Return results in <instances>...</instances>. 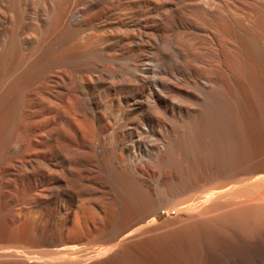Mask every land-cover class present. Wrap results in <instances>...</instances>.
Here are the masks:
<instances>
[{
  "label": "bare ground",
  "instance_id": "obj_1",
  "mask_svg": "<svg viewBox=\"0 0 264 264\" xmlns=\"http://www.w3.org/2000/svg\"><path fill=\"white\" fill-rule=\"evenodd\" d=\"M2 176L36 196L75 177L100 203L114 232L59 264L159 247L167 264H264L258 223L218 221L264 214V0H0ZM19 242L0 259L53 262Z\"/></svg>",
  "mask_w": 264,
  "mask_h": 264
},
{
  "label": "rangeland",
  "instance_id": "obj_2",
  "mask_svg": "<svg viewBox=\"0 0 264 264\" xmlns=\"http://www.w3.org/2000/svg\"><path fill=\"white\" fill-rule=\"evenodd\" d=\"M166 162L169 164L167 165V163L165 162L162 163V165H164L165 167L162 166L161 163H158L159 169L155 168L156 163L154 165L153 161H148V166L153 168L151 169V171L155 170L154 172L153 171L152 172L155 173L156 175L160 171L164 173H167V172L169 173L171 172V168H172L169 166H171L173 163L169 161H166ZM159 165L160 167L162 166L161 169ZM164 168L165 170H163ZM167 168L168 169L170 168L169 169L170 171H168ZM173 168L175 170V167ZM173 168H172V172H175ZM71 179H72L71 182H69L68 186H65V187L62 186L63 185L62 182L56 183V185L53 184L52 186L57 187L56 192L51 191L45 194L42 193L41 194L42 196H36L33 194L34 193L38 194V192L37 191L30 192L29 190L30 186H27L25 184V186L22 185L23 187L17 186L14 189L11 187L10 181H7L4 176L0 177V248H3L5 246L7 247V244L9 246L11 242H12L11 245H15L16 243L14 242L20 241L17 245H20L21 247H23L24 249L23 248L22 249L25 252L30 251V252H27V254L28 253L29 254L32 253V255L37 254V256H41L42 258L50 259L51 261H53V262H47V264L48 263L53 264L55 262L59 264V263H62L63 261H66L67 257L73 258L75 256L73 260L74 261L79 260V257L82 254H84L83 252L85 253L86 251L89 252L88 251L89 249L91 250L92 248L96 247L97 244L99 245L102 243L101 239L104 236L106 237V236L111 235L114 232V229L113 228L110 229L108 227H106L105 229V227H103V226L108 225V220L105 217H102L101 220L102 219H106V220H103V222L98 223V217H99L98 212L99 210H101L100 203L97 200H94L95 197L90 196L87 193H81L77 195L75 192V187H74V184H75L74 182L76 181V179L75 177ZM165 183L166 182H164V185ZM164 185L162 184L161 186L160 184V187H165ZM166 186H167V183H166ZM139 189H140V193H139ZM139 189H135V192L138 193L137 198H136L137 202L140 200L142 201L143 198L140 194L141 192L145 191L144 188H139ZM141 189H144V190L141 191ZM139 197L142 199H140ZM177 199H180V198L176 197L174 200H177ZM18 210L23 211L21 216L18 215ZM261 214L262 213L257 215L255 213L253 214V213L248 212L247 214L246 213L242 214L243 216L241 214H239L238 216V214L230 213V214H226L225 216L224 215L218 216V221L221 224H225V223L228 224L230 221H231L230 224H232V222L233 223L235 222V225L236 226L238 225L237 227L242 229L243 232L247 231V233L249 232V234H254V232H257V230L255 231L252 228L251 225L253 222L256 224L258 223L257 225H259L260 228L264 229V219H263L264 214L262 215ZM160 215H158L159 219H163L165 217V214L163 212H160ZM25 218H30V219H26L27 220L26 222ZM242 220H243V223H241ZM20 224H23V225H20ZM17 225L18 227H20L21 231L20 230L18 231V228H16ZM12 227L15 228V231H13L14 228ZM22 228L23 229L25 228V230L22 231ZM260 228L259 230H262V234H263V229H260ZM217 230H218L217 232H214L211 229H207L206 232L209 235L218 237L219 232L222 233V229H220L221 231L219 229ZM166 234L163 235V239L165 238V240H163V243L164 242L167 243ZM186 234L188 233L181 234L182 235V236L180 235L181 237H179L178 235V238H180V241L182 240L180 243H184L187 245L189 244L188 246L190 247V249L194 250V248L197 245V243L194 240H197V239H195L190 234L188 235ZM161 238L159 237L158 239L162 241ZM12 240H14V242ZM158 242L161 243V246H163L162 245L163 243L160 242L159 240H157L155 245H158L159 247L160 244ZM192 242H195V243H192ZM72 245H75L77 247L76 252H75L76 254L73 253L74 256L67 255L63 252L62 253L58 252L59 248L72 246ZM165 248L167 249V247ZM165 248L164 247L162 248L159 247L157 249L155 248L150 253L151 257L148 256V258L142 253L136 254L135 252H131L130 256L129 255L127 256L125 253L123 254L122 251L121 252L114 251L115 253L114 255H112L113 254L112 252L111 255L109 254L108 256H103L102 258L98 257V258H95V260L93 259L85 263L77 262L76 264H79V263L80 264H127V261L128 263L130 262L131 256L133 258L131 257L132 261L130 264H137V263L147 264L148 263L147 261L152 262L151 260H155L157 262L160 261L159 264L161 262H162L161 264L163 263L167 264V258H170V257L167 254V250ZM163 249L166 250V251L164 250L165 253L163 252ZM116 252H120V253L118 254ZM125 255L127 257H125ZM123 259L125 260L124 262L126 263H123ZM12 260L11 259H0V262H1L0 264H22L23 262L21 259H19L20 262L18 259L16 261L14 260L12 261ZM34 263L39 264L40 262L39 263L38 262H27V263L25 262L23 264H34Z\"/></svg>",
  "mask_w": 264,
  "mask_h": 264
}]
</instances>
